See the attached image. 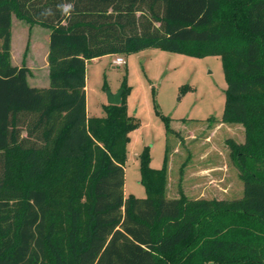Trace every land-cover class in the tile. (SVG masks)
Returning <instances> with one entry per match:
<instances>
[{"label":"trees","instance_id":"trees-1","mask_svg":"<svg viewBox=\"0 0 264 264\" xmlns=\"http://www.w3.org/2000/svg\"><path fill=\"white\" fill-rule=\"evenodd\" d=\"M50 30L48 88L12 63V17ZM160 49L220 57L222 123L243 196L166 197L168 159L140 155L146 198L125 197L124 100L87 113V63ZM167 133L171 119L163 116ZM264 264V0H0V264Z\"/></svg>","mask_w":264,"mask_h":264},{"label":"rangeland","instance_id":"rangeland-1","mask_svg":"<svg viewBox=\"0 0 264 264\" xmlns=\"http://www.w3.org/2000/svg\"><path fill=\"white\" fill-rule=\"evenodd\" d=\"M12 63L25 64L30 86H49L47 76L50 30L12 17ZM126 60L123 66L113 61ZM128 115L139 121L130 133L125 164V197L146 198L141 184L140 155L150 149L151 167L163 168L168 159L166 197L234 201L243 196L240 172L227 140L245 142L240 124L222 123L227 83L220 57L194 58L160 49L131 55H108L87 63V113L105 118L107 92L124 87ZM159 112L171 119L172 133ZM215 264V263H208Z\"/></svg>","mask_w":264,"mask_h":264},{"label":"water","instance_id":"water-1","mask_svg":"<svg viewBox=\"0 0 264 264\" xmlns=\"http://www.w3.org/2000/svg\"><path fill=\"white\" fill-rule=\"evenodd\" d=\"M123 91H119L117 94L107 92L108 104L109 105H120L122 103Z\"/></svg>","mask_w":264,"mask_h":264},{"label":"built area","instance_id":"built-area-1","mask_svg":"<svg viewBox=\"0 0 264 264\" xmlns=\"http://www.w3.org/2000/svg\"><path fill=\"white\" fill-rule=\"evenodd\" d=\"M113 64L116 66H123L126 64V60L122 56H117Z\"/></svg>","mask_w":264,"mask_h":264},{"label":"crops","instance_id":"crops-1","mask_svg":"<svg viewBox=\"0 0 264 264\" xmlns=\"http://www.w3.org/2000/svg\"><path fill=\"white\" fill-rule=\"evenodd\" d=\"M49 43H50V40H49ZM47 68H48V71H47V76H48V78H49V64L47 63V66H46ZM49 85H50V79H49ZM34 87V86H33ZM49 87V86H48ZM47 86H45V87H42V88H48ZM36 88H39V87H36ZM188 197V196H187ZM188 198H190V199H200L199 197H192V196H190V197H188Z\"/></svg>","mask_w":264,"mask_h":264}]
</instances>
